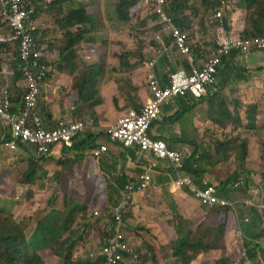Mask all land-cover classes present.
<instances>
[{"label":"trees","instance_id":"1","mask_svg":"<svg viewBox=\"0 0 264 264\" xmlns=\"http://www.w3.org/2000/svg\"><path fill=\"white\" fill-rule=\"evenodd\" d=\"M34 3L37 10L36 16L39 19L45 12L41 10L40 0H34ZM47 5L50 6V2H47ZM226 7L228 13L225 18L223 16L222 21L226 32H229V17L235 10L242 9L245 12L244 29L240 37L243 39L264 37V0H171L167 4V11L175 17L177 25L185 34H188L186 36L190 40L189 33L192 34L195 30L193 28L194 20L203 9L206 12L216 13L221 12L220 8L224 10ZM155 10L154 4L147 5L143 0H56L51 3L49 15L53 19V34L60 32L63 36L58 52V61L41 58L50 68L45 83L53 80L55 84L60 82V85L71 88L73 93L71 100L74 101V105L82 104L87 107L85 112L80 113L79 119L90 117L98 123L97 109L99 106H104L105 121L114 123L125 117L129 109L140 112L143 105L151 99L147 88L146 61L148 56L153 55L155 42H151V46L154 47L150 50L146 46L142 47L143 42L139 41L136 54L119 41H114L111 45L103 41V46L110 47V53L106 59L100 63L85 66L83 69L79 67L77 60L81 58L78 50L80 44L95 41L96 35H104L107 34L106 32L116 35L125 31H134L136 36L144 34L145 40L147 35L162 27ZM139 15L143 18L138 19ZM200 17L203 15L201 14ZM219 19L221 17L214 15V20L218 24ZM2 20L0 19V30L3 28V24L8 27L4 21L2 23ZM214 25L217 24L214 23ZM86 37H90L91 41ZM53 42L54 40L50 43L53 44ZM0 44L1 47L9 48L10 51L16 50L18 39L13 37V39L4 40ZM191 46L198 58L202 56V52L205 53L201 46ZM43 52L42 45L39 43L38 57ZM173 55L175 58L177 57L175 51L172 57ZM237 55L246 56L241 51H231L223 59L222 66L229 64L228 59L235 58ZM197 57L196 62L198 61ZM2 63L0 61V72H2ZM14 63L17 68L18 53L15 54ZM168 63L167 59L159 61V64L165 66L166 71ZM183 63L188 69L187 63ZM174 71V69H170L167 76ZM18 75L22 76L21 73ZM215 95L216 93L209 100L203 101L207 104L208 118L215 128L222 132L230 127L243 128L242 130L245 132L257 135V138L251 141L248 137H242L243 133H241L238 137L219 142L213 151L204 152L203 155L198 154V144L195 142L194 152L188 157L184 155L181 170L184 176L190 177L195 182L206 179L210 185H220L221 197L230 201L234 200L231 195L239 194V192L228 186L234 184L242 176L241 172L264 180L262 164L264 162V142L259 137L261 130L258 129L261 105L258 100L250 102L247 99L238 98L234 101V108H232L226 99ZM157 121L162 122L159 119ZM83 144H85L83 148L86 150L88 144L85 142ZM57 148L60 164L64 165L62 168L72 175L74 166L82 164L81 162L85 160V152H79L76 159L70 161L67 151L69 152L71 148L64 145H59ZM216 157L222 162L233 160L238 165L239 171L226 181L218 180L215 181L216 184H213L209 179L208 167L215 165L213 160ZM36 165L35 162L30 164L26 172L27 179L23 183L34 181ZM70 191L65 192L61 202L56 201L53 205H41L34 209L32 214H29L28 211L22 213V211L18 216L14 215L18 205L15 200L0 199V264H48L44 258L45 252H52L58 264L61 262L63 264H82L77 263L75 254H77L78 247L82 248L87 244L89 234H87L88 227L83 229L80 222L88 216L91 207L86 202L74 199L69 194ZM243 198L244 196L238 200ZM25 208L28 210L35 208V203L31 198L27 200ZM98 210H105V207ZM232 211V208L223 206L210 208L196 222L194 229L187 226L188 220L178 216V224L175 227L176 239L171 243L172 264H192L198 257L210 252L216 250L225 252L224 247L228 246H223V244L229 233H232L231 241L234 246L236 244V249H232L230 253L213 261L212 264H264L262 241L264 239V222L261 216L255 210L247 212L245 210L243 212L241 209L236 210L240 213L238 229L244 236L237 238V225L233 213L235 211ZM140 228L142 227L139 225L134 232L137 239L141 240L145 251L139 254L138 251H133L132 255L123 252V261H120L119 264H166L165 258L159 254L158 249ZM123 242L132 248L128 236ZM244 248L246 249L245 255H243ZM134 254H138L136 259L133 257Z\"/></svg>","mask_w":264,"mask_h":264},{"label":"built area","instance_id":"2","mask_svg":"<svg viewBox=\"0 0 264 264\" xmlns=\"http://www.w3.org/2000/svg\"><path fill=\"white\" fill-rule=\"evenodd\" d=\"M147 5L154 4L158 19L162 23L160 30L145 37L146 48L152 50L150 42H155L153 55L147 57V88L151 94L149 99L138 112L129 109L126 116L118 119L105 130L110 141L118 144L122 149H138L153 155L155 160L140 173L134 182L127 185L121 192L118 203L111 209L113 224L110 228L112 236L107 238L102 247L91 254L94 262L100 260L103 264H118L123 261L122 253L133 254V249L125 244L123 219L132 197L145 194L156 189L152 187V174L156 171L157 161H167L177 178L174 187L187 189L194 197L200 200L207 208L230 207L235 211L238 224V210L252 209L264 214V180L242 175L234 184L228 186L233 190L243 189L249 194L248 198L229 201L219 196L222 193L220 186H211L206 179L195 182L180 172L183 165V155L168 147L162 140L150 135V129L159 119L161 109L176 98L189 96L198 101L208 96L218 83L222 61L231 51H241L246 56L251 53L264 52V37L260 38H233L230 37L222 25V19L216 33V47L207 57H197L188 42L186 34L176 23L175 17L168 13L167 4L171 0H143ZM1 18L7 24L10 38L18 39V67L27 83V94L23 105L18 112L13 113L12 94L5 90L0 95V123L7 126L11 133L5 137L3 145L10 150L20 147H32L39 157L50 154L55 146L62 144L72 147L74 139L83 132L94 128L93 121H62L55 129L45 127L44 118L37 112L42 99V87L50 72L49 66L38 57L40 24L37 20V10L33 0H0ZM216 17H221L217 12ZM149 51V50H148ZM147 51V52H148ZM176 52L181 61L175 72L163 80L158 75L157 67L162 59L172 60ZM196 57L198 61L196 62ZM188 65V69L184 63ZM190 68V69H189ZM108 151L106 146L93 151L98 160ZM240 203L242 206H240ZM237 210V211H236ZM248 219V218H246ZM115 223V226H114ZM238 229V228H237ZM239 237H244L241 230H236ZM246 249H243L245 255ZM134 259L137 255L133 256Z\"/></svg>","mask_w":264,"mask_h":264},{"label":"crops","instance_id":"3","mask_svg":"<svg viewBox=\"0 0 264 264\" xmlns=\"http://www.w3.org/2000/svg\"><path fill=\"white\" fill-rule=\"evenodd\" d=\"M40 1L41 10L45 12V17L43 19L42 16L39 17V19L37 18L40 24L39 43H41L42 40H44L46 43H49L54 40V36H52L53 34H50V28H53V19L49 15L51 6H48L47 2L52 3L56 0ZM244 14L245 12L242 9L235 10L233 12L231 17L229 18V32H227L229 36L233 38L241 36L244 29ZM235 16L238 17L237 20L235 19ZM0 19L2 20L1 11ZM2 23H4L3 20ZM207 26H210V22H207ZM0 31H3L5 41L13 39V37L10 38V32L5 24H3V28H1ZM13 46L15 47L16 44L14 43ZM7 49L9 50V48ZM15 51L18 52V47ZM42 54L47 60L51 61L48 53L43 52ZM10 55L11 53L1 55V58L3 60L2 70H6V74L0 72V95L3 93V91L7 89L10 90L13 102L12 110L13 113H16L23 105L24 98L28 90L25 77L19 70V67L16 68L15 63H5L11 58ZM172 60L173 61L169 60L166 68L167 71L165 70V66L161 64H159L157 67L158 75L160 76L162 81L167 79L165 77L167 76V72L170 71V69H174L175 71L179 69L178 66L179 62L182 60L181 57L177 54V57L175 58V55H173ZM228 62L229 64H223L222 66L219 82L215 89V96H221L222 98L227 100L229 95H233L236 99L243 98L248 99V101L250 102H254L256 99L254 96L255 92H257L259 88H262V77H260L259 73L260 71L264 72V53H251L245 57L237 55L235 58H229ZM6 64L7 67L5 66ZM231 66L233 67V69ZM18 73H21L22 76L18 75ZM60 84V82L55 84V81L50 80V82H46L42 87V100L37 112L44 118L45 127L47 129H54L58 127L62 121H76L80 116V114H77V112L81 113L87 110V107L85 105L78 104L77 106H75L74 101L71 100L73 96L71 88L69 86H63L64 89H62V85ZM199 104L200 106L195 107ZM190 107L195 108L190 109ZM206 108L207 104L205 102L194 103L193 100H191L187 95L176 98L170 104L164 105L162 107V112L159 117V120H162V122L157 121L156 124L152 126L151 136L166 141L170 148L184 150V155L185 153L190 155L192 152H194L195 142L198 143L197 138H199L198 131L200 128V126L198 125V121L203 120V126H210L211 124L210 120L207 118L208 114ZM201 111L204 113V116ZM97 113L98 123H96L90 117H85V119L93 120L94 128H92L88 132L86 131L81 133L75 139L73 149H70L69 152L67 151V155L68 160L74 161L77 157L76 155H78L79 152H85V160L81 162L82 164L74 166V173L77 176L82 175L81 178L85 177V180L89 181L91 186H95L100 191H104L106 193L108 199L105 198L107 202L105 203V210L103 211L105 212L107 219H109L111 217V209L118 203L121 192L125 190L128 184L134 182L136 177L140 173H143L146 170V167H148V165H150V163H152L155 158L152 154L140 151L138 149H131L129 151H126L122 149L118 144L110 141L105 134V130L110 125H112V123L105 121L106 116L104 114V106H99V108L97 109ZM199 114L201 116H199ZM174 118L175 120L172 121V119ZM184 120L185 123L183 124L182 121ZM10 133V129L3 123H0V158L3 153H8L9 155L16 153L19 157L13 159L12 161L10 160L11 164H14L15 160L17 159L18 161L21 160L25 162L29 167L32 162H35L37 163L36 167H39L40 170L43 167H52L53 169L59 167L60 156L58 148L55 149L51 157L42 159V161L41 159L36 158L35 149L32 147H20L16 151L5 148L3 146V141L5 140V137L10 136ZM194 140L195 142H193ZM83 142L88 144V148L86 150H84L83 148V145H85L83 144ZM102 146H106L108 148V151L103 154L101 159L98 160L92 155V153L93 151L100 149ZM157 163L158 169L152 174V187H156V189H152V191L155 192L163 189L166 193L168 192L169 195L175 193V195H173L172 197V199L175 200L172 203L174 204V208L175 205L178 207V204H181L183 207H185L182 202L181 196L186 192L184 190H179L177 187H174L173 184L174 180H176L177 178L176 174L171 171V168L169 166H166L165 161H157ZM3 166L5 167L4 163ZM68 174H70V172H68ZM38 176H41V173H39V171L37 170L33 182L23 183V181L27 179L25 173L22 180L20 181L19 188L23 190L32 189V191H34L38 184ZM164 180H166V182H164ZM2 181L3 182L0 183L1 187H4L6 185L7 191L12 189V187L8 185L10 182L9 179L3 178ZM71 188L72 183H69L68 189L66 190L64 188V190L65 192H68L69 190H71ZM179 191L181 195L179 194ZM177 195L180 196L179 201ZM137 198L138 195L132 197L127 216L124 220L126 224L127 222H130L131 224L135 223L136 225L133 224L135 225L133 226V229H137L139 225H143V223L137 221V218H135L134 215V212H136V210L140 211L145 207L141 203L136 204ZM2 200L14 199L12 198ZM54 203L48 202L46 204L53 205ZM21 206L24 205H20V203L17 205L15 209L17 215H15L14 212L15 216L20 215L21 210L19 211V213L18 210ZM186 206L190 208V215L182 217L185 220H187L186 218H190V216L195 211L201 212V209L199 207H196V209L192 210L194 206ZM128 229L129 228H127V231ZM140 229L143 232L145 230L144 227ZM209 254L198 257L197 260L192 264L199 263L200 258H205L206 256H209Z\"/></svg>","mask_w":264,"mask_h":264},{"label":"rangeland","instance_id":"4","mask_svg":"<svg viewBox=\"0 0 264 264\" xmlns=\"http://www.w3.org/2000/svg\"><path fill=\"white\" fill-rule=\"evenodd\" d=\"M51 6V2H50ZM232 8V7H231ZM221 11V19L223 21V16L225 18L226 14L228 13L227 7ZM233 10H235L233 8ZM241 10V9H238ZM232 11V10H231ZM217 13V12H216ZM214 12H206V10H202L201 14L203 17L198 16L194 20V32L190 34V40L189 43L191 45H199L202 47V49L205 51L201 53L203 57H207V55L213 50L215 47V41H216V33H217V25L218 22L214 20L213 15L216 14ZM45 17V14L42 15V19ZM143 18L141 15L138 16V19ZM230 18V17H229ZM237 16H235V19L237 20ZM201 20V25H200ZM42 21V20H41ZM207 22H210V26H207ZM216 23L217 25H214ZM229 26V25H228ZM107 34L104 35H96L95 41H91L90 37H86L91 42H84L78 46V50L80 52L81 58H78L77 62L80 68H85V66L94 65L97 63H100L103 59H106L107 56L110 53V47L109 46H103L102 42L106 41L110 45L114 41H119L121 43H124L129 47V49L133 50L134 53L137 54V48L139 45V41H142V47L146 45V41L144 40V34L137 35L134 31H125L123 33L119 34H111L106 32ZM50 34H53V28H50ZM188 35V34H187ZM54 36V42L53 44L46 43L44 40L40 43L42 45L43 51L45 53H48L49 58H51V61H58L59 59V48L61 46V38L62 33L53 34ZM140 37V38H138ZM4 42V34L3 31L0 32V43ZM1 45V44H0ZM150 42V46H151ZM141 47V48H142ZM200 47V48H201ZM11 53V58L6 61L5 63H14L15 60V54L18 53L13 49L12 51H9L6 47L0 46V61L3 62L1 55H5V53ZM7 53V54H8ZM7 64L5 65L7 67ZM8 69V68H7ZM6 71V70H5ZM2 70L3 74H6V72ZM5 72V73H4ZM260 77L262 81V88H259L257 92H255V101H259L261 108V115L259 120V127L258 129L261 130L260 132V139L262 142H264V72L260 71ZM65 87V86H64ZM62 86L61 88L64 89ZM67 91V90H66ZM228 104L234 108V101L236 98L233 95L228 96ZM248 100V99H247ZM200 106L196 105L195 107ZM195 107H190V109H193ZM162 110V109H161ZM162 112V111H161ZM202 112V111H201ZM77 114H80L77 112ZM203 116L204 113L202 112ZM161 115V113H160ZM159 115V117H160ZM199 116H201L199 114ZM207 116V115H206ZM208 118V116H207ZM209 119V118H208ZM77 120H83V121H90V119H77ZM203 120L198 121L199 128V138L198 140V154L203 155L204 152L207 151H213L219 144V142H224L227 139H230L232 137H238L241 133L242 137H248L251 141L257 138V135L250 134L242 130L241 128H235L230 127L226 131H219L215 128V125L213 126L212 123L210 126H203L202 125ZM183 124L185 123V120L182 121ZM111 123V122H110ZM115 123V122H114ZM112 123V124H114ZM88 132V131H87ZM195 142V140L193 141ZM196 144V143H195ZM178 150V149H176ZM181 153L184 154V150H178ZM21 152V151H20ZM19 157L18 154L14 153L12 155H9L8 153H3L0 158V183L3 182L2 179L6 178L9 179V184L12 189L7 191L6 185L4 187H1L0 191V199H14L18 204L24 205L21 206L18 210H21L22 213L25 211H28L29 214H32L34 209H37L40 205L46 204L48 202L54 203L55 201H63V198L65 196V190L68 189L69 183H72V188L70 191V195L74 197V199L86 202L90 205V211L87 217H85L81 222L80 225L84 227H88L87 234H90L88 237V242L86 245H84L82 248L78 247L77 254L76 255V261L77 263L82 264H92L91 258L89 257L90 249L93 247L94 243L103 242V228H104V221L100 219L94 218V211L102 208L105 206V203L108 199L106 196V193L104 191H100L95 186H91L89 181L85 180L84 178H81L82 175L77 176L74 172H72V175L68 174L65 169L62 167L63 164H60L59 167L53 169L52 167H38L37 170L39 173H41V176L37 177V186L34 191L32 189L30 190H23L19 188L20 181L22 180L24 174L28 171L29 166L21 161V160H15L14 164L10 163V160ZM185 157H188V154L185 153ZM212 157V156H211ZM213 162L215 165L213 167H208L209 171V179L213 184H216L215 181H221L224 182L227 179L231 177L235 172L239 171L238 165H236L233 160H230L228 162H222L218 159V157L214 158ZM3 163L5 164V167L3 166ZM264 166V162L262 163ZM158 166V164H157ZM72 168V167H71ZM252 169V168H251ZM52 175V176H51ZM166 182V180H164ZM159 190V189H158ZM178 193V192H177ZM179 194L181 195L180 191ZM174 194L169 195L168 192L166 193L163 189H160L159 191L155 192H149L147 194H140L138 195V198L136 199V204H143L145 207L140 210L134 212L135 218H137V221L143 223L141 225L145 228L144 234L148 238L150 242L158 249L159 254L165 258L166 264H172V258H171V243L176 239V231L175 227L178 224V216L184 217L190 215V208L186 205L194 206V209L196 207H199L201 209L200 211H195L190 218H186L189 223L187 226L191 229L195 228L196 221L200 220V218L203 217L204 213L207 212L203 206L201 205L200 200L195 199L191 197L189 194L184 193L182 194V202L185 205L183 207L181 204H178V207L174 204L172 199ZM243 194H232L231 198L234 200L242 198ZM32 199L35 203V208H32L31 210H28L25 208L26 202L28 199ZM178 201L180 199V196L177 195ZM50 199V200H49ZM91 202V203H90ZM240 206L241 203H240ZM23 208V209H22ZM209 209V208H207ZM15 215H17V212H15ZM177 216V217H176ZM176 217V218H175ZM89 218V219H88ZM88 220V221H87ZM87 221V222H86ZM136 221V220H135ZM132 222V221H131ZM133 223V222H132ZM135 224V223H133ZM130 222H127L125 231L128 234V239L130 240L132 244V248L134 251H138L139 253L144 252V247L142 246L141 240L137 239L136 233L134 232L136 229H133V225ZM88 225H91L88 226ZM130 225V227H129ZM238 225V224H237ZM127 228L128 231H127ZM264 228V225H263ZM134 230V231H133ZM238 230V229H237ZM262 230V228H261ZM233 239L232 233H229L227 235L226 240L224 241V245L228 246L227 248L224 247L225 252L222 250H216L214 252H211L209 256H206L205 258H200L199 263L197 264H204L207 262V264H212L213 261L218 260L220 257L225 256L226 254L230 253L232 249H236L233 245V242L231 241ZM264 244V239L262 240ZM82 244V243H81ZM155 249V250H156ZM234 253V252H233ZM137 254V255H138ZM45 260L48 262V264H58L55 261V257L52 254V252H45ZM79 255V256H78ZM60 264H63L61 262Z\"/></svg>","mask_w":264,"mask_h":264},{"label":"clouds","instance_id":"5","mask_svg":"<svg viewBox=\"0 0 264 264\" xmlns=\"http://www.w3.org/2000/svg\"><path fill=\"white\" fill-rule=\"evenodd\" d=\"M183 32V31H182ZM184 33V32H183ZM185 34V33H184ZM187 35V34H186ZM187 37V36H186ZM231 37V36H230ZM237 38H241L240 36L239 37H237ZM17 47H18V44H17ZM264 53V52H263ZM18 57H19V55H18ZM220 75H221V71H220ZM219 78H220V76H219ZM219 82V81H218ZM218 84V83H217ZM217 86V85H216ZM216 87L214 88V89H212V91H210V93L208 94V96L207 97H205V98H202V99H200V100H198V101H195V100H193V102L194 103H200V102H203L205 99H209L211 96H213L215 93H216ZM179 98V97H178ZM71 121H74V120H71ZM77 121V120H76ZM90 121H93V120H90ZM89 122V121H88ZM57 128V127H56ZM55 129V128H54ZM79 136V135H78ZM77 136V137H78ZM76 137V138H77ZM75 138V139H76ZM75 139H74V142H73V145H74V143H75ZM163 141V140H162ZM164 142H166V141H164ZM167 143V142H166ZM168 144V143H167ZM60 145H62V144H60ZM4 146V145H3ZM57 146H59V144L57 145ZM57 146H55L54 148H53V150H52V152L50 153V154H48L47 156H43V157H39V156H37L36 154H35V156H36V158L37 159H41V161H42V159H46V158H49V157H51L52 155H53V153H54V151H55V149L57 148ZM5 147V146H4ZM66 147V146H65ZM168 147H169V145H168ZM6 148V147H5ZM67 148H73V146L72 147H67ZM170 148V147H169ZM8 149V148H7ZM19 149V148H18ZM17 149V150H18ZM170 149H172V150H176V149H173V148H170ZM12 151H16V150H12ZM176 151H178V150H176ZM178 152H180V151H178ZM181 153V152H180ZM182 155H183V157H184V154L183 153H181ZM92 155H93V153H92ZM156 161H161V160H156ZM165 163H166V166H169L170 168H171V165H170V163L169 162H167V161H165ZM158 164V163H157ZM158 169V166L156 167V169L155 170H157ZM171 171L173 172V173H175L173 170H172V168H171ZM156 172V171H155ZM180 172L181 173H183V171L182 170H180ZM36 173H37V171H36ZM176 174V173H175ZM241 174L242 175H247L248 177H250V175H248V173H243V172H241ZM176 177H177V175H176ZM256 178V177H255ZM211 186H212V184H211ZM214 186V185H213ZM220 186V185H219ZM221 187V186H220ZM179 190H184L187 194H189L191 197H193V198H195V199H197L196 197H194L191 193H189L188 191H187V189H179ZM152 191V190H151ZM236 192H239V193H241V194H243V196H244V198L243 199H245V198H248L249 197V194H247V191H245V190H243V189H240V190H235ZM150 192V191H149ZM147 193V192H146ZM219 196L221 197V193L219 194ZM238 200V199H237ZM230 201H235V200H230ZM202 205V204H201ZM203 206V205H202ZM203 208L204 209H206V210H208L207 209V207H205V206H203ZM210 209V208H209ZM243 212H244V210L247 212V211H249V210H252V209H241ZM233 212V211H232ZM127 213H128V210H127V212H126V214L124 215V219H123V226H122V228H123V231H124V237H125V239H126V237L128 236V234H127V232L125 231V229H126V222L124 221L125 220V217L127 216ZM234 213V216H235V219H236V214H235V212H233ZM258 213V212H257ZM94 218L95 219H100V220H103L104 221V223H105V225H104V228H103V242H99V244L98 243H94V245H93V247L90 249V254H89V257L91 258V254L95 251V250H97V249H99L100 247H102L103 246V244L105 243V241H106V239L107 238H110L111 236H112V233H111V231H110V228L111 227H113L112 226V224H113V218H112V215H111V217L109 218V219H107V216H106V214H105V212L103 211V210H95L94 211ZM112 214V213H111ZM238 214H240V213H238ZM260 216H261V218H262V221L264 222V214L262 215V214H259ZM89 219V218H88ZM88 221V220H87ZM86 221V222H87ZM236 225H237V219H236ZM88 226H90L91 227V225H88ZM114 226H115V223H114ZM237 228H238V225L236 226V230H237ZM90 235V234H89ZM236 236H237V234H236ZM237 238H238V236H237ZM134 255H136V254H134ZM91 261H93L92 259H91ZM120 262V261H119ZM119 262H118V264H119ZM91 263H93V264H103V261L102 260H100V261H98V262H91Z\"/></svg>","mask_w":264,"mask_h":264}]
</instances>
